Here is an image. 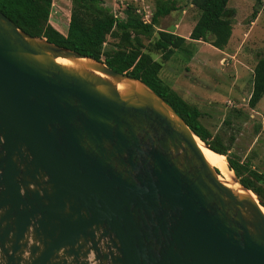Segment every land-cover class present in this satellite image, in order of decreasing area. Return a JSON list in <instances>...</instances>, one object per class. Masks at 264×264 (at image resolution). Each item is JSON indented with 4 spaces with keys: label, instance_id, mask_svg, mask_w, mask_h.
<instances>
[{
    "label": "water",
    "instance_id": "obj_1",
    "mask_svg": "<svg viewBox=\"0 0 264 264\" xmlns=\"http://www.w3.org/2000/svg\"><path fill=\"white\" fill-rule=\"evenodd\" d=\"M194 137L139 79L0 12V264H264V208Z\"/></svg>",
    "mask_w": 264,
    "mask_h": 264
},
{
    "label": "trees",
    "instance_id": "obj_2",
    "mask_svg": "<svg viewBox=\"0 0 264 264\" xmlns=\"http://www.w3.org/2000/svg\"><path fill=\"white\" fill-rule=\"evenodd\" d=\"M228 0H190L197 12L189 30L188 39L202 40L216 49H223L231 33L234 9L227 7ZM139 4L121 6V14L103 5L102 0H71L66 29L61 30L48 22L51 0H0V12L20 30L31 36L42 37L48 42L73 50L84 56L102 61L110 69L137 78L160 96L187 127L213 151L225 156L227 166L246 189L255 194L264 208V200L256 181L263 177L250 168L248 161L232 155L217 136L203 126L199 110L186 102L176 91L159 77L161 62L152 58L150 52L159 53L167 60L174 50L181 48L187 39L171 31L156 29L158 19L175 9L174 0H155L148 22H142V13H135ZM256 0L250 21L258 12ZM148 8L147 5H143ZM149 9V8H148ZM154 33V34H152ZM107 35L116 37L114 49H104ZM153 36L144 50L143 38ZM264 93V51L251 71V89L247 100L253 107ZM264 181V180H263Z\"/></svg>",
    "mask_w": 264,
    "mask_h": 264
},
{
    "label": "rangeland",
    "instance_id": "obj_3",
    "mask_svg": "<svg viewBox=\"0 0 264 264\" xmlns=\"http://www.w3.org/2000/svg\"><path fill=\"white\" fill-rule=\"evenodd\" d=\"M147 5L155 0H102L110 12L119 16L124 2ZM256 0H228L234 9L227 44L219 50L202 40L188 39L197 12L190 0H174L175 9L158 19L156 29L171 31L187 39L167 60L150 52L161 62L159 77L186 102L200 112L199 122L227 146L240 161L264 180V93L253 106L247 100L251 89V71L264 51V0L250 21ZM141 5V4H140ZM142 5V6H143ZM71 0H51L48 22L65 30ZM154 34V33H152ZM153 36L143 38L144 50ZM117 38L107 35L104 49H114ZM256 181L264 200V181Z\"/></svg>",
    "mask_w": 264,
    "mask_h": 264
},
{
    "label": "bare ground",
    "instance_id": "obj_4",
    "mask_svg": "<svg viewBox=\"0 0 264 264\" xmlns=\"http://www.w3.org/2000/svg\"><path fill=\"white\" fill-rule=\"evenodd\" d=\"M80 61H83L80 59ZM56 62L68 65V66H74V63L68 59L65 58H56ZM96 74L103 76L101 73L95 72ZM126 87V84L124 82H120L117 84V89L121 90ZM194 141L196 142V145L198 149L200 150L201 154L205 158V160L214 168L218 170V178L230 189L233 191H236L238 193L244 192L241 187L233 180L232 174L230 170L226 167L225 158L221 154L214 153L213 151L207 149L204 146V143L200 141L197 137H194ZM251 194V193H250ZM251 196L255 199L256 197L251 194Z\"/></svg>",
    "mask_w": 264,
    "mask_h": 264
},
{
    "label": "built area",
    "instance_id": "obj_5",
    "mask_svg": "<svg viewBox=\"0 0 264 264\" xmlns=\"http://www.w3.org/2000/svg\"><path fill=\"white\" fill-rule=\"evenodd\" d=\"M126 4L127 3L124 2L123 5H126ZM134 12L135 13H142L141 16H140L142 22H148L149 21V16L151 14L150 9H148V8H146V7H144V6L141 5L140 7L134 8Z\"/></svg>",
    "mask_w": 264,
    "mask_h": 264
}]
</instances>
